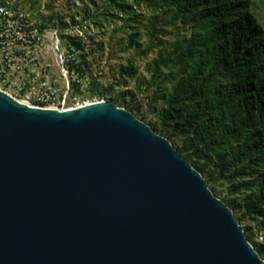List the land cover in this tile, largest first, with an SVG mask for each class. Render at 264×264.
Wrapping results in <instances>:
<instances>
[{"label":"water","instance_id":"1","mask_svg":"<svg viewBox=\"0 0 264 264\" xmlns=\"http://www.w3.org/2000/svg\"><path fill=\"white\" fill-rule=\"evenodd\" d=\"M0 264H264L204 176L126 108L0 90Z\"/></svg>","mask_w":264,"mask_h":264},{"label":"trees","instance_id":"2","mask_svg":"<svg viewBox=\"0 0 264 264\" xmlns=\"http://www.w3.org/2000/svg\"><path fill=\"white\" fill-rule=\"evenodd\" d=\"M141 4L151 12L150 38L165 30L158 12L184 30L165 55L151 61L148 86L159 92L153 102L163 101L151 128L171 142L180 140L176 149L206 173L207 183L226 185L223 201L240 211L236 219L247 222L245 232L253 222L264 233V0H102L88 18L112 15L114 9L128 24L141 22L144 15L136 10ZM153 47L149 42L143 52ZM73 66L83 73L82 62L70 60L68 70ZM134 74L128 63L115 84L124 85L122 78Z\"/></svg>","mask_w":264,"mask_h":264},{"label":"rangeland","instance_id":"3","mask_svg":"<svg viewBox=\"0 0 264 264\" xmlns=\"http://www.w3.org/2000/svg\"><path fill=\"white\" fill-rule=\"evenodd\" d=\"M14 3L28 15L30 23L39 26L45 35L44 56L35 50L32 56L22 60L26 66L21 74L24 77H14V80L18 83L24 79L26 84L22 89L17 85L9 87L8 91L14 98H26L30 85L36 86L45 79L54 86L57 94H63L68 86L64 107L106 100L128 109L150 126L156 121V112L163 101L158 99L153 102V97H158L159 92L156 85L148 86L151 61L159 54L165 55L175 35L184 33L182 24L177 22L171 25L168 15L158 12L160 26L165 30L158 37L150 38L146 18L151 12L142 4L136 10L144 18L141 22L130 21L128 24L125 15L114 9L111 10L112 15L88 18L101 6L102 0H15ZM130 34L134 35L131 41ZM149 42L154 43V47L144 53ZM70 60L82 62L83 73L74 66L69 71L67 66ZM128 63L132 64L135 74L123 77L124 85L115 84L120 70ZM33 70L38 77H34ZM162 72L167 73L168 69L163 66ZM93 80L97 83L96 89L91 83ZM171 143L176 148L180 140ZM202 175L205 178L206 173ZM208 186L210 189L213 186L212 192L222 200L226 196L225 184L208 183ZM239 213L233 212L235 219ZM246 225L244 221L241 226L244 229ZM245 233L254 238L258 249L264 254V233L259 231L257 225L252 222Z\"/></svg>","mask_w":264,"mask_h":264},{"label":"built area","instance_id":"4","mask_svg":"<svg viewBox=\"0 0 264 264\" xmlns=\"http://www.w3.org/2000/svg\"><path fill=\"white\" fill-rule=\"evenodd\" d=\"M14 2L15 0H0V90L11 97L13 96L8 91L9 87L17 85L22 89L26 84L24 79L18 83L14 80V77H24L21 74L26 66L22 64V60L32 56L35 50L44 56L45 37L43 30L30 23L28 15ZM32 72L34 77H38L34 70ZM67 94L68 86L63 94H57L54 86L42 79L36 86L30 85L26 98H13L37 107L66 109L81 105L64 107Z\"/></svg>","mask_w":264,"mask_h":264},{"label":"bare ground","instance_id":"5","mask_svg":"<svg viewBox=\"0 0 264 264\" xmlns=\"http://www.w3.org/2000/svg\"><path fill=\"white\" fill-rule=\"evenodd\" d=\"M88 103V102H87ZM85 104V103H84ZM81 105H83V104H81ZM80 106V105H79ZM78 107V106H77Z\"/></svg>","mask_w":264,"mask_h":264}]
</instances>
